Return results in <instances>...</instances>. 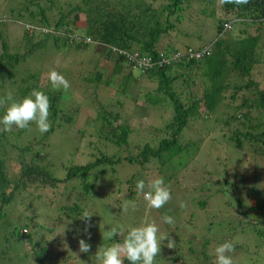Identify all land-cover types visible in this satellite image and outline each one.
I'll use <instances>...</instances> for the list:
<instances>
[{
    "label": "trees",
    "instance_id": "trees-1",
    "mask_svg": "<svg viewBox=\"0 0 264 264\" xmlns=\"http://www.w3.org/2000/svg\"><path fill=\"white\" fill-rule=\"evenodd\" d=\"M43 1L42 3L40 0H22V7L20 5L15 13H12L11 10L8 11L11 16L7 18V21L20 23L26 18L25 22H27L22 25V35L15 46H11L9 43L6 23L0 22V86L4 84V78L9 76L13 78V82L10 84L15 85L14 91L16 95H19L18 98L14 96V100L19 101L20 96L21 98L27 96L33 89L43 91L49 97L50 128L43 133V138H47L52 132L56 118L67 122L66 124L72 123L71 121L76 116V108L62 110L60 104L66 91L42 86L39 79L45 85L49 84L46 75L37 71L31 72L30 68L25 69L24 76L17 81L18 86H16L18 74L15 71L22 61L25 62L34 56L37 49L45 48L53 54L57 51H65L64 49L70 47L73 50H79L93 42L97 46L99 45L100 54L104 59L109 61L110 57L113 58L110 78H104L100 71H89L83 77L93 95L87 105L95 113L92 132L97 134L98 142H107L116 148L120 147V149L125 148L128 144V136L133 131L127 116L124 117L119 110L112 109L120 103L104 98L99 92L100 85H109L114 89V93L119 95V93H126V89L137 83L138 78H141L151 85V88H146L145 91L139 90L140 92L136 96L144 103L145 108L141 110L145 112L146 108L159 109L163 115L169 113L170 117L165 123H160L157 127L152 126L149 129L148 132L153 130L150 133L157 138L155 144L150 145L145 142L138 149L136 148L135 155L125 157L114 158L113 155H105L100 152L98 156L94 158L92 156L84 164L66 167V176L61 179L53 176L48 169L49 151L45 148L42 139H28L27 129L20 130L13 127L9 132L0 131V221L7 217L5 209L14 200L15 194L32 185L34 188L54 190L61 183H66L67 180L74 177L83 181L82 191L85 196L94 185L92 181H85L83 178L93 173L98 166L127 162L143 168L146 162L153 161L157 162L159 167L174 169L178 164L180 169L188 168V161L197 150L199 139L181 145L179 137L188 119L197 115L199 105L204 109L201 114L203 117H207L209 113L217 110L220 105L231 108L230 111L223 113L224 119L221 122V128L226 127L225 130L229 133L226 138L232 142L231 147L237 149L235 151L238 153L237 155L240 152L243 153V161H247L248 165L256 162V171L264 172V43L260 39L259 32L255 30L257 26L264 27V0H248L247 4L239 6L232 3L220 6L217 0H201L205 3L204 10H207L208 13L197 19V25L201 27L203 19L215 18V35L211 40L196 47L197 49H193L187 44L179 46L171 39V33H174L177 24H182L181 13L186 8L185 0H80L79 3L67 0L62 2L63 5L58 0ZM208 6L211 7L207 8ZM215 8L219 10L217 14ZM81 14L83 15V25L73 26L76 21L80 20ZM73 16L76 17L74 22ZM31 23H34L35 28L29 25ZM225 25H229V27L225 28ZM77 29L81 30V34L76 35ZM164 37L165 45L158 49L157 43ZM110 47L131 53L135 52L137 57L130 58L122 53L117 54ZM203 47H210L211 52L207 57L196 59L190 56L191 52ZM260 66H262L261 69H258ZM132 72L137 74L134 75ZM254 72L257 77L263 76L255 80L252 76ZM197 80H199L200 97L194 98L191 87L197 84ZM0 97L3 95L0 94ZM6 107L7 105L0 107V117L5 114ZM167 108L169 112H167ZM60 121L56 122L55 126L60 127L63 124ZM79 132L82 134L83 129ZM224 135L225 133L222 132L219 137L224 139ZM20 137L24 141L19 144L15 143L19 142ZM10 139L15 142H10ZM209 140L218 146L221 143L215 133L210 135ZM220 148L223 149L222 146ZM229 149L226 148L228 159L230 158ZM11 153H14L15 159H17V170L13 177L8 175L6 165V160L9 159ZM237 155L229 160L231 162L229 168L225 166L226 168H222L221 174L214 181H211L210 184L207 182V187H204L206 184L204 180L199 186L196 185L203 195L196 203L203 208L206 204V197H209L210 193H219L225 196L228 191H231L233 198L231 202L226 201V207L230 206L240 216L247 215L249 210L257 215L256 218L250 217L245 229L255 239H259V241L263 239L261 243L255 245L256 250H253V253L256 254L257 249L260 252L264 248V199H259L261 195H264L262 190L264 188L258 187L256 179L239 177L235 179V173L229 169H236L231 167V164L232 160H238ZM257 161L259 162L257 163ZM239 170L241 171V169ZM100 171L103 172V169ZM262 173L257 174V177ZM172 174L175 173L171 171ZM220 176L222 178L217 185V179ZM92 177L97 178L98 174H93ZM200 179L203 178L200 176ZM244 186L249 187L246 190L247 199H242L240 196L239 190ZM130 192L133 193L134 189ZM204 193L207 194L204 195ZM86 198L83 197L80 205L72 203L62 206L68 211L66 216L75 221L76 216H80L84 210H87L84 208L87 202ZM49 202L52 203V199ZM216 214V216L213 215L219 218L223 212ZM259 221H262L263 225H258ZM82 222L85 221L81 220ZM85 224L90 232H88V237L90 239L98 238L99 235L91 229V218ZM8 225L7 233L1 235L3 250L0 251V257L4 256L9 241L14 243H23L24 241L23 249L15 252L17 254L27 253L37 261L36 264H42L47 252V242L40 235L41 233L35 243L28 246L29 236L32 233L17 232L20 227L27 225L25 223H13L12 225L10 223ZM178 228L176 227V233H179ZM34 232L36 233L37 230ZM182 239L183 237L180 235L173 237L175 247L171 249L170 254L166 255L169 262L165 264H177L184 255V246L188 251L186 255L192 254L191 261L199 257L200 253L203 264L208 262L214 264L210 261L212 257L207 251L209 240L206 237L204 238L202 235L201 243L198 245L192 243V238ZM118 242H122V240H115V243ZM166 244L167 239L165 240ZM221 244L223 243L219 242L218 245ZM232 245L234 249L248 250L247 245H243V243L239 245L233 243ZM27 246L28 248H26ZM92 249L93 246L90 245L88 254L84 253L89 258H91V254L95 255ZM96 249L100 250L99 244ZM161 251H164L162 245ZM161 251L154 264L163 256L161 253L164 252ZM182 262L181 264H189L185 261ZM124 264H129V262L125 260Z\"/></svg>",
    "mask_w": 264,
    "mask_h": 264
},
{
    "label": "rangeland",
    "instance_id": "rangeland-1",
    "mask_svg": "<svg viewBox=\"0 0 264 264\" xmlns=\"http://www.w3.org/2000/svg\"><path fill=\"white\" fill-rule=\"evenodd\" d=\"M21 1L0 0V22L2 21L3 24L6 23L8 40L11 46L17 45L16 42L22 35V25L27 23L25 22V17L24 20L21 19L23 21H20V23L9 22L10 20L7 21V18L11 16L8 11L11 10L12 13H15L16 9L21 5ZM40 1L42 3L44 2L43 0ZM58 1L62 3L67 0ZM79 1L73 0L72 3H79ZM185 4L186 8L181 13L182 24H177L176 30L174 33H171V39L172 42L179 46L187 44L191 48L197 49L196 47L200 44L206 43L214 37L215 18L209 17L203 19L202 26L200 27L197 25V19L202 18L201 16H206L208 13L207 10H204L205 3L201 0H185ZM210 7L208 6L207 8ZM215 12L217 14L219 10L215 8ZM72 18L74 22L76 17L73 16ZM82 19L83 15L81 14L80 20L76 21L73 26H82ZM29 25L35 28L34 23ZM255 30L259 32L260 39L264 43V27L257 26ZM75 33L76 35L81 34V30L79 31L77 29ZM164 45L165 37L157 43L156 47L160 49ZM64 50L51 54L45 48L37 49L34 56L28 58L25 62L22 61L17 71H15L18 74L16 76V86H18L17 81L24 76L23 72H25L26 68H30L31 72L37 71L43 73L46 77L49 71L56 70L70 84L69 89L65 92V97L62 98L60 108L64 111L71 107L76 108V116L71 121L72 123L66 124L67 122L60 121L56 118V122L60 121L63 124L57 127L55 126L56 122H54L53 130L47 138H43V134L37 131L34 123L30 124L26 131L28 139H42L45 143V148L49 151L47 157L49 163L48 169L52 175L61 179L66 176V167L74 164H84L92 156L93 158L98 156L100 152L105 155H113L114 158L118 156L125 157L135 155L137 149L145 142H148L150 145L155 144L157 138L150 133L153 130L148 131L152 126L157 127L158 124L168 121L170 114L163 115L159 109L146 108L145 112L141 110L145 108L143 106L144 103L142 99L136 98V96L140 91L151 88V85L141 78H138V82L134 85L130 84L131 87L126 89V93H119V95L114 93V89L109 85L99 86V92L104 98H109V101H117L120 103V105L112 109L119 110L120 114L124 115V117L127 116L133 131L128 136V144L125 148L120 149V147L116 148L107 142H98L96 138L97 134L92 132L95 113L87 105L88 101L93 98V95L90 93L88 83L83 77L89 71H100L104 78H110L113 58L110 57L109 61L104 59L100 54L101 49L99 45L97 46L93 42L79 50H73L71 47ZM261 67L258 69H261ZM132 73L134 75L137 74L135 72ZM252 76L255 80H258L263 75L257 77L254 72ZM4 79V84L0 86V94L4 96L8 91H11L13 97L16 96L18 98L19 95H16L14 91L15 85L10 84L13 82V78L8 76ZM39 81L42 86L51 87L50 84L45 85L40 79ZM198 82L199 80H197L196 85L191 87L194 98H197V96L200 97V86ZM20 99H22L21 96ZM230 110L231 108L220 105L217 110L209 113L207 117H203L201 114L204 112V109L199 105L197 107V115L195 114L188 119L186 126L180 133L179 143L182 145L186 142L199 139L197 143L198 148L188 161V168L180 169L178 164L174 169L159 167L157 162L153 161L146 162L143 168H140L137 164L121 162L98 166L93 173L84 177L83 180L92 181L94 185L93 188L88 190L85 196L82 191L83 181L74 177L67 180L66 183H61L54 190L48 188L42 189L40 187L34 188L33 185L19 190L15 194L14 200L5 209L7 217L3 221H0V251L3 250L1 235H4L9 230L8 224L25 223L27 226L20 227L17 232L32 233L29 236L28 246L35 243L40 233L47 242V252L42 264H83V262L84 264H98L95 257L92 258L94 254H91V258H89L85 255L88 253L84 254L79 252L78 241L80 239H84L88 244L90 243L93 246V253H96L98 244L101 249L115 243V240H123V236H113L112 240H103L102 235L105 230L119 225L122 226V231L126 234L129 228L141 226L142 222L147 219L149 222L155 221L158 225L160 229L158 236L169 232L168 234L172 239L180 235L183 237L182 240L187 237L192 238V243L196 245L201 243L202 235L204 238L206 237L209 240L207 251L210 257H212L210 261L214 264H216L215 249L219 246V242L224 244L228 243V241L231 244L237 243L239 245L243 243V245H247L248 250L242 251L241 249H234L229 254L234 264H264V248L260 252L257 249L256 254L253 253V250H256L255 245L261 243L263 239L259 241V239H255L245 230L250 217L256 218L257 215L249 210L246 213L247 215L240 216L230 206L226 207V201L231 202L233 198L231 191H228L225 196L219 193H210L211 195L206 197V204L203 208L196 203L198 199L203 197L200 189L197 188L201 181L204 180L206 183L204 187H207V182L210 184L211 181H214L221 174L222 168H229V164L231 163L229 160L238 154L235 152L237 149L231 147L232 142L226 138L229 134L225 130L226 127L221 128V122L224 119L223 113ZM167 112H169L168 108ZM91 120L92 123H90ZM81 129H83L82 134L79 132ZM219 131L220 135L222 132L225 133L224 139L219 137ZM214 133L221 141L219 146L209 140L210 135ZM21 137L19 142L11 139L10 142L19 144L24 141ZM225 147L228 149L231 148L228 150L230 155L229 159ZM242 154L240 152L237 155L238 160H232L231 167H235L236 169H229V171L235 173V179L238 177L242 179H256L259 181H256L258 187L264 188V172L258 173L259 171H256V162H253V164L249 163L248 165L247 161H243ZM6 165L8 167V175L13 177L17 170V159H15L14 153L10 154L9 159L6 160ZM100 169H103V172ZM171 171L175 174L171 175ZM261 173L262 175L257 177V174ZM93 174H98V177H92ZM163 176L166 179V182L164 179L165 185L170 190L171 199L159 210L148 211L142 195L135 191V183L137 180L143 179L147 182L152 178ZM200 176L203 179H200ZM221 178L222 176L217 179V185H219ZM248 188V186H244L239 190L242 199H247L246 190ZM132 189H134L133 193L130 192ZM262 190L264 193V189ZM67 196L68 198H66ZM83 197H87L84 208L94 213L91 217V229L99 235L98 238L93 237V239H90L88 237L89 228L85 222L81 223L80 216H76V220L73 221V219L66 216V212L68 211L62 208V206H68L72 203H78L80 205ZM50 199H52V203L49 202ZM259 199H264V195H261ZM127 201H134L136 207L133 208L131 204H127ZM180 202H183L185 207L181 208L179 206ZM218 212H223V215L216 218L215 216ZM163 215L173 217L175 221L174 225L163 223L161 221ZM258 225H263V222L259 221ZM176 227H179V233H176ZM38 228L40 229L38 230ZM36 230L37 232L35 233L34 231ZM165 240L162 242L164 251L161 252L164 253H161V255L163 256L156 260V264L169 262L166 255L171 253V249L164 246ZM8 244L4 256L0 257V264L37 263L27 253L21 252L17 254L15 252L16 250L23 249L24 241L23 243L9 241ZM183 249L184 255L179 259L177 264L183 263L182 261L189 264H203L200 253L199 257L191 261L192 254L186 255L188 253L186 246Z\"/></svg>",
    "mask_w": 264,
    "mask_h": 264
},
{
    "label": "clouds",
    "instance_id": "clouds-1",
    "mask_svg": "<svg viewBox=\"0 0 264 264\" xmlns=\"http://www.w3.org/2000/svg\"><path fill=\"white\" fill-rule=\"evenodd\" d=\"M220 6L228 3L245 5L248 0H217ZM229 25H225L228 28ZM111 50L117 54H125L128 57L137 54L135 52H127L116 47H110ZM202 51L203 54L199 58H205L210 54V47H203L200 50L192 53ZM134 57V58H135ZM195 58L194 56H191ZM47 81L53 90L67 91L70 87L69 82L65 77L56 70H51L47 73ZM7 105L5 114L0 117V131L9 132L13 127L23 130L29 128L30 124H35L37 131L41 134L47 132L50 128L49 122V97L43 92L36 89L20 99L14 100L11 91H8L3 97H0V107ZM135 191L141 194L145 201V206L148 211L159 210L171 199L169 188L165 185L163 177H155L147 182L143 179L137 180L135 183ZM133 208L136 207L134 201H127ZM181 208L185 207L183 202H180ZM94 213L89 210H84L80 218L87 221ZM161 221L168 225H174L173 217L163 215ZM160 229L155 221L149 222L145 219L141 226L131 227L126 234L122 231V226H113L103 232V240H112L113 236H123L122 242L112 243L110 246L103 247L95 253V259L98 264H124L127 260L129 264H154L157 256H160L162 242L167 239V244L164 245L169 249L175 247V242L169 237V234L158 233ZM79 252L87 253L90 250V245L84 240L78 241ZM234 251L231 243H224L216 247L215 257L216 264H234L231 252ZM83 262V261H82ZM84 264V262H83Z\"/></svg>",
    "mask_w": 264,
    "mask_h": 264
},
{
    "label": "built area",
    "instance_id": "built-area-1",
    "mask_svg": "<svg viewBox=\"0 0 264 264\" xmlns=\"http://www.w3.org/2000/svg\"><path fill=\"white\" fill-rule=\"evenodd\" d=\"M86 41H88V38H86ZM202 54H203L202 51H200V52H196V53H192V52H191V55H190V56H194L195 58H198V57H201ZM131 57L134 58V57H135V54L132 55ZM147 61H148V60H147ZM145 66H146V64H145Z\"/></svg>",
    "mask_w": 264,
    "mask_h": 264
}]
</instances>
